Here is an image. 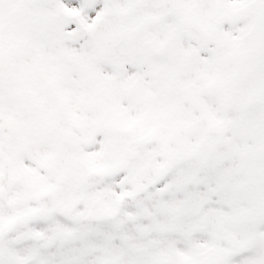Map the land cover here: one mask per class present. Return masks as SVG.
<instances>
[{
  "label": "snow or ice",
  "instance_id": "6c2138e0",
  "mask_svg": "<svg viewBox=\"0 0 264 264\" xmlns=\"http://www.w3.org/2000/svg\"><path fill=\"white\" fill-rule=\"evenodd\" d=\"M0 264H264V0H0Z\"/></svg>",
  "mask_w": 264,
  "mask_h": 264
}]
</instances>
